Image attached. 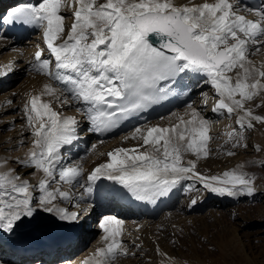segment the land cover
Instances as JSON below:
<instances>
[{"label":"snow or ice","instance_id":"obj_1","mask_svg":"<svg viewBox=\"0 0 264 264\" xmlns=\"http://www.w3.org/2000/svg\"><path fill=\"white\" fill-rule=\"evenodd\" d=\"M64 9L72 13L70 26ZM0 24L41 31L44 46L36 45L31 69L54 82L45 83L24 105L32 147L15 161L39 173L38 182L32 185L7 159L0 161V232L14 234L40 211L60 221H79L80 211H69L59 202L91 197L101 180L111 182L114 196L151 205L186 180L219 196H254L256 178L244 164L221 175L197 171L198 162L211 155L213 137L211 122L190 104L184 115L171 113L176 123L136 126L124 139L141 143L114 148L85 176L82 164L64 162L62 151L77 140L80 121L42 97L54 98L61 108L75 107L88 121L87 132L104 134L190 92L192 81H202L218 97L212 111L236 117L237 128L227 132L224 141L231 145L224 154L235 156L233 149L248 148L244 133L257 124L264 126V115L248 106L257 98L261 103L256 107L264 106V65L250 58L264 47V0L257 7L243 0H24L0 14ZM256 150L264 151L259 146ZM189 152L195 159L185 161L183 155ZM54 183L66 184L68 190ZM76 187L82 189L79 196L72 191ZM194 188L189 185V190ZM196 203L192 199L191 204ZM122 224L115 216L102 218L99 246L83 264H117L121 256L137 254L121 239Z\"/></svg>","mask_w":264,"mask_h":264},{"label":"bare ground","instance_id":"obj_2","mask_svg":"<svg viewBox=\"0 0 264 264\" xmlns=\"http://www.w3.org/2000/svg\"><path fill=\"white\" fill-rule=\"evenodd\" d=\"M22 2H24V0H0V14H3L8 8L14 7ZM29 2L35 3L36 0H29ZM176 2L182 4L187 3L188 0H176ZM193 2L199 4L203 3L204 0H193ZM209 2H212V0H209ZM259 4L260 0H258V6ZM73 7H75L74 4ZM64 10L67 13H71L69 9ZM246 15H248L249 19H254L251 14ZM72 19L73 18H71L70 23L68 21L69 24L67 26H70ZM0 25V51L2 49L9 50L6 51L4 59L0 61V82L2 79H4L2 81L4 82L10 81V77L15 78L18 74L25 72L26 66H28V61L33 60L36 45L39 44L41 47L44 45L42 43V34L40 30L18 27L9 31L6 24ZM30 40L32 45L30 44ZM262 48L264 49V47ZM17 49L21 50L22 53L17 51ZM255 53V57L251 59L253 63L257 66L264 65V52L256 51ZM42 77L29 76L26 86L22 88L20 87L21 89L19 90H9L7 94L5 93L7 95V99L5 100V103L0 104V114H2L6 108L13 109L16 103L21 100L22 96L24 100L27 101L31 94L40 93L43 89L42 81L44 80ZM192 84L193 87L190 92H187L186 96L181 94L176 98H169V100L162 102L159 105V110L156 113L152 115H148L147 113L145 115L140 114L135 116L125 127L119 129V132L121 133L119 135H112L111 138L107 139L109 135L106 133H92L85 137L86 133L91 132H83V130L82 133L78 132V138L74 141L73 145L66 146V148H68L67 153L71 157L74 156V154L76 155L79 151L87 149V141L90 137H92L91 146L96 144V149H92L90 146V155H88L85 160H83V158L80 162H74L82 165L88 164L87 168H84L83 166L86 176L92 168L108 159L106 153L109 151L116 147L133 148L137 144L141 143L139 140L124 139V137L130 135L136 126H142L145 123L168 126L170 123H176L177 118L172 116L171 113L175 112L180 115H184L188 105L190 104L193 108L197 109L202 116L211 122L210 134L213 137L209 143L211 155L207 159H201L198 162L197 171L205 176L221 175L226 170H231L237 165L244 164V170L247 171L249 175H252V159H264V151L256 150V146L264 149V126L257 124L255 129L247 130L244 135L246 137L248 148H241L235 156H227L224 153L231 148V145L225 144L224 141L227 138L226 133L231 131L233 128H237L235 123L236 117H229L226 112L221 115L220 113L212 111L218 97L210 85L204 84L202 81L199 83L192 81ZM54 86L58 85L54 84ZM15 91L17 92V95H15ZM42 99L52 100L53 108L62 112L64 115L74 116V112L76 111L75 107L64 106L61 108L52 97L43 96ZM13 100H15V102H13ZM259 103H261L260 98H257L254 103H251L248 106L252 107L256 114L264 115V106L258 108L255 107ZM10 111L11 112L7 115L3 116L2 114L3 117L0 119V131L8 127V124L14 123L18 126V129L16 132H12L8 129L9 127L6 128V131L4 130V135L0 134V140L13 133V135L20 133V137L12 140L9 138L6 140L7 144L16 140L21 141L23 139L21 137V133L22 131H26V129L23 128L26 124L24 107H21L20 111L16 114L14 113L15 111ZM167 112H170V114L162 116ZM79 116L81 121L85 123L87 122V120L80 113L76 115V117ZM184 118L188 119L189 117L185 116ZM119 136L122 137L120 138ZM31 139H33L32 135ZM101 141L103 142L101 143ZM106 147L108 148L104 150ZM236 150L237 149H233V151ZM101 153H104L105 155H101ZM12 155L14 156V154ZM25 156L26 155L19 158L23 159ZM8 158L9 156L7 157L4 151L0 153V161L5 159L8 160ZM183 159L187 161L189 159H195V157L189 152L184 153ZM16 164L11 165L9 162L8 166L16 168L23 175V178L29 180L32 185H35L38 182L39 173H29L31 169L23 168L19 164L16 166ZM214 164H217L216 168H213ZM193 184H195V188L193 190H189V185ZM97 185L98 187L94 190L91 197L86 196L83 200H74L72 203L64 201L59 202L61 207H66L69 211L81 212V217L77 222L70 223L60 221L53 214L40 211L35 218L22 223L14 234L9 235L7 233L0 232V264H83V262L90 257L95 248L99 246L103 231L99 227L97 216H102L100 218L101 222L102 218L107 215L104 213L105 206L107 207V210H110L109 212L111 216H115L119 220L123 221V224L121 225V239L124 240L125 245H127L130 251L137 253L134 256H121L117 264H209L206 260H210L211 255L209 256V254L214 253L212 250L207 248L209 245L206 247L204 246L205 249L209 251L205 253L202 251L201 253L200 246L202 242L197 238H195L196 242L191 243V246L196 245L195 247H191L189 245L191 239L190 236H188L186 240L184 239L181 243L175 242L174 233L179 229H182V224L175 223L174 225L173 223H170L168 225V223H163L162 221L165 218H170V209L175 204L177 197L185 195V198H183L184 202L182 201L183 204L179 205L180 209H183L184 212H192L194 215L195 213L197 214V209L200 210L207 207L210 209L209 214L216 216L219 214L223 216L226 212H224L222 207L225 206V204L236 203L238 199L251 201L252 199L259 200L262 197L264 198V183H260L258 180H256V192L254 196L241 194L236 197L219 196L204 189L203 185L199 182L186 180L178 185L169 197L162 198L156 205L135 202L127 198L114 195L109 196L101 193L99 188L105 187L108 191H110L113 187L109 181L101 180L97 182ZM57 186L61 187L62 190H68L69 187L66 184L55 183L53 185V187ZM196 187H199V190H197L198 192L196 191ZM72 191L74 194L79 196L82 189L76 187L73 188ZM192 199L197 200L195 205L191 204ZM170 201L172 202L171 204H169ZM77 203L79 204V207L75 206ZM257 203L258 204H255V212L258 210L259 213L264 214V205H259V202ZM147 208H151L153 211L150 212ZM160 215L161 218L156 220V218ZM206 216L201 217L200 220H205ZM192 217L194 218L196 215L190 216V218ZM240 218L242 219L241 216H239V219ZM247 224L248 223L242 219L241 222L239 221L233 224L235 231L230 234L229 237L226 236L218 238L220 241H224L225 239V243H223L220 251V253H222L219 257L220 259L222 258L223 261L229 263L232 260L233 255L236 258V261L239 260L240 262H243V264H264L261 261L258 262L257 256L254 255V252L251 250L252 245L249 246V243L244 242L240 235V231H243ZM186 227L187 226L185 224L183 229ZM93 235L96 237L91 240V243L88 242ZM144 235H146L145 238L143 237ZM147 237L150 239L147 240ZM145 240L147 242V246L138 244V242L141 243ZM187 241V246H190L191 249L189 248L188 251H185V248L184 246L182 247V245L186 244ZM86 242L87 246L82 251L75 254L78 248L83 246ZM134 243L140 245V248H135L133 246ZM149 247L150 250L147 249ZM157 249L160 250L159 253ZM160 253H166L167 255L165 256ZM229 254L231 255V258L229 257ZM135 256H139L138 260H134ZM169 258L171 259L169 260ZM59 259L60 261L55 263ZM216 261L217 259L212 260V263H216Z\"/></svg>","mask_w":264,"mask_h":264},{"label":"rangeland","instance_id":"obj_3","mask_svg":"<svg viewBox=\"0 0 264 264\" xmlns=\"http://www.w3.org/2000/svg\"><path fill=\"white\" fill-rule=\"evenodd\" d=\"M100 2H104V1L100 0ZM62 14L66 15V17L68 18V19L66 18V20H65V24L68 25L71 21L72 13H67L65 10H63ZM68 21H69V23H68ZM0 27H1V25H0ZM30 44H31V40H30ZM253 48H254V46H253ZM261 48L259 51L264 52V49L263 48L261 49ZM6 51H9V50L8 49L7 50L2 49L0 51V56H1L0 61L2 59H4ZM255 52L256 51L254 50L253 54L250 57L251 59H253L255 57V54H256ZM20 53H22V52L20 51ZM31 61L32 60L28 61V64H27L28 66H26L25 72L18 74L15 78L10 77L11 78V79H9L10 81L2 82L4 79L1 80V82H0V104L6 102L5 101L7 99L6 94L9 90L10 91L16 90V89L19 90L22 87L26 86L29 76L30 77H32V76H34V77L35 76H41L42 77L43 76L41 74H37L35 71H33L31 69ZM42 79L44 80V81H42V87L45 83H51V81H49L45 76H43ZM14 93H15V95H17L16 91ZM46 97H49V96H46ZM22 98H23V96L21 97V100H19L16 103V105L13 109H11V108L4 109V111L2 112L3 116L9 114L11 112L10 110L15 111L14 112L15 114L18 113L20 111V108L24 107L25 102H26L24 100V98L23 99ZM13 102H15V100H13ZM167 113L163 114L162 116H166V115L170 114V112H167ZM2 114H0V119L3 117ZM77 114L78 113L75 111L74 116L76 117ZM76 118L78 121H80L78 132L82 133V130H83V132L86 131L87 127L89 126L88 121L86 123L81 121L80 116L76 117ZM7 126L9 128L8 127H6V128H8L12 132H16L18 129V126L15 125V123L14 124H8ZM6 128L4 129L5 131H6ZM23 128H25L26 131H22L21 137L23 139L21 141L16 140L14 142H10L9 144H7V141H6L9 138H11V140H12L14 138L20 137V133L15 134V135H13L14 133L10 134V136L8 135L7 137H4L0 140V153H2L4 151L6 156L7 157L9 156L8 161L11 163V165L16 164L15 161L19 157H21V156L23 157L24 155H26L32 146L31 130L29 128H27L26 124ZM4 130L2 129V131H0L1 135H4V132H5ZM88 134H92V133H86L85 137H87ZM91 138L92 137H90L87 141V149H84L83 151H79L78 153H76V155L74 154V156L70 157V155L67 153L68 148L65 147V149L62 150L63 155H64V162L69 164V165H73V164H77L74 162H78V161L80 162V160L83 158H84L83 160H85V158H87V156L90 155V153H91V151H89L90 146H91ZM107 148L108 147H106L104 150H106ZM239 150L240 149H237L235 152L237 153ZM12 154H14V156ZM252 160L253 161L251 163V170H252L251 176H254L256 178V180H258V182L264 183V168L260 167L261 159L258 160V159L254 158ZM82 163H83V161H82ZM16 166H18V164H16ZM82 166H84V168H87L88 164H83ZM216 167H217V164L216 165L214 164L213 168H216ZM33 172H35V170H33V169H31L29 171V173H33ZM197 190H199V187H196V191ZM200 193H202V192H200ZM183 198H185V195H180L177 197L175 204L170 209V213H171L170 218L168 217V218H165L162 220L163 223H168V225L170 223H173L174 225H175V223H181L182 224V229H179L180 231L178 230L177 232L174 233L175 242L181 243V242H183L184 239L186 240L188 238V236H190L191 239H190L189 245L191 246V243L196 242L195 238H197L199 241L202 242V244L200 246L201 253H202V251H204L203 253L209 251V250L205 249V247L208 245L209 246L207 248L214 252L212 254L210 251L211 254H209V256L211 255L210 256L211 258H210V260H206L209 264H243V262H240L239 260L236 261V258L233 255H232L231 261L227 260V261H230L229 263H227L226 261H223L222 258L221 259L219 258L220 255H222V253H220V251H221L223 243H225V239H224V241H220V240H218V238L226 237V236L229 237V235L234 233V231H235L233 224L237 223L239 221L241 222V220L244 219L248 224L246 227H244L243 231H240V235H241L242 239L244 240V242L249 243V246L252 245L251 250L254 252V255L257 256L258 262L261 261L264 263V214L259 213L258 210L255 212V210H256L255 204H258L257 202H259V205H264V198L263 197L259 200L252 199L251 201L245 200V199H243V200L238 199L236 203L225 204V206L222 207L224 209V212H226L223 216H221L220 214L217 216L209 214L210 209H208L207 207L200 209V210L197 209L198 211H197V214L196 213L194 214V215H196V217H194V218L193 217L190 218V216H194L192 212L187 213V212H184L183 209H180L179 205L183 204V202H184ZM104 209H105L104 213L107 214L106 216H109L110 210H107L106 206ZM90 210H91V208H90ZM179 213H181V214H179ZM172 215L175 217H173ZM205 216H206L205 220H200L201 217H205ZM239 216H241L242 219L241 218L239 219ZM101 217L102 216H99V215L97 216V222L100 223ZM217 217H219V218H217ZM160 218H161V215L158 216L156 218V220H158ZM184 223L186 224L187 227L183 229V226H185ZM95 237L96 236L93 235L89 239L88 242L91 243V240ZM143 237L145 238L146 235H144ZM147 238H148L147 240L150 239L149 237H147ZM123 242H124V240H123ZM144 242H145V244H144ZM138 244H141L143 246H147L146 240L141 242V243L138 242ZM187 244H188V241L186 244L182 245V247L184 246L185 251H188L189 248L191 249V247L196 246V245H193L191 247L190 246L188 247ZM86 246H87V242L83 246L78 248V250L75 252V254L82 251ZM147 249L150 250V247ZM229 257L231 258L230 254H229ZM138 258H139V256H135L134 260H138ZM216 259H217L216 263H212V260H216ZM59 261H60V259L58 261H56L55 263H57Z\"/></svg>","mask_w":264,"mask_h":264}]
</instances>
